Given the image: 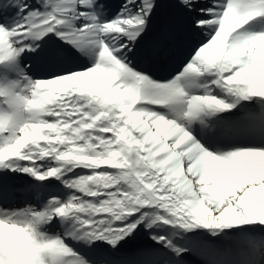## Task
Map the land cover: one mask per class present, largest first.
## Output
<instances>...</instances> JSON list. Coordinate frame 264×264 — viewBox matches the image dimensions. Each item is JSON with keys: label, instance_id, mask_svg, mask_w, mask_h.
I'll list each match as a JSON object with an SVG mask.
<instances>
[{"label": "snow or ice", "instance_id": "1", "mask_svg": "<svg viewBox=\"0 0 264 264\" xmlns=\"http://www.w3.org/2000/svg\"><path fill=\"white\" fill-rule=\"evenodd\" d=\"M0 264H264V0H0Z\"/></svg>", "mask_w": 264, "mask_h": 264}]
</instances>
